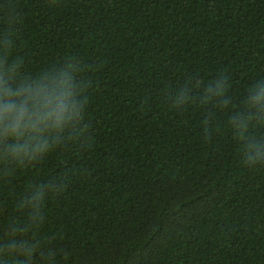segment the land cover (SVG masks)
<instances>
[{
    "label": "trees",
    "instance_id": "16d2710c",
    "mask_svg": "<svg viewBox=\"0 0 264 264\" xmlns=\"http://www.w3.org/2000/svg\"><path fill=\"white\" fill-rule=\"evenodd\" d=\"M7 7L26 71L81 62L89 141L0 181V232L20 218L27 185L65 176L35 233L68 252L61 264H264V168L242 166L227 128L205 142L204 113H178L168 97L222 72L238 103L264 78V0H0Z\"/></svg>",
    "mask_w": 264,
    "mask_h": 264
},
{
    "label": "clouds",
    "instance_id": "9594fccd",
    "mask_svg": "<svg viewBox=\"0 0 264 264\" xmlns=\"http://www.w3.org/2000/svg\"><path fill=\"white\" fill-rule=\"evenodd\" d=\"M0 21V181H4L68 142L88 145L84 109L90 82L75 58L36 73L26 71L23 61L13 55L18 22L14 10L3 9ZM168 97L178 113L189 107L204 113L205 142L227 128L238 143L242 166L264 168V135L252 131L264 125V78L253 83L238 103L222 72L206 82L189 78ZM66 187L65 176L27 185L26 194L15 203L20 218L0 232V264H61L68 252L35 233L46 221V200L59 197Z\"/></svg>",
    "mask_w": 264,
    "mask_h": 264
}]
</instances>
